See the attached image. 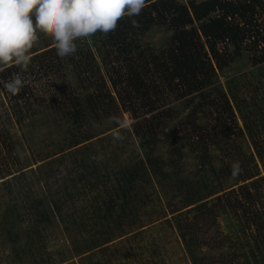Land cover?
<instances>
[{
	"label": "trees",
	"instance_id": "16d2710c",
	"mask_svg": "<svg viewBox=\"0 0 264 264\" xmlns=\"http://www.w3.org/2000/svg\"><path fill=\"white\" fill-rule=\"evenodd\" d=\"M133 19L138 21V26L133 25ZM156 26L168 32L161 46L142 41V37ZM43 38L41 46L28 52L29 59L25 64L0 66V80H7L15 73L23 79L14 93H9L0 84V89L9 94L8 101L16 122L24 121V110L33 113L31 107L35 102L37 106L47 102L45 96L32 97V88L24 84L25 76L35 71L37 76L51 74L52 78L60 79L58 83L51 78L43 89L50 93L48 109L58 108L56 100L61 109L66 108L68 146L90 137V134L82 136L80 130L88 118L99 120L101 115H112L118 117L117 125L122 119V111H128L135 119L132 129L140 142L137 150L127 156L125 166L117 171L108 166L102 169L95 159H81L64 175L54 173L49 167L54 187L51 184L47 189L53 197L46 200L25 195L28 214L43 213L53 219L57 216L55 221L64 224L66 230L73 229L78 234L90 232L95 236L92 243L98 246L110 241L115 229L116 234L121 235L124 226H133L136 219L140 220L137 183H144L148 170L166 174L165 166L177 177L185 146L191 153L195 152L204 165L211 163L209 153L213 147L221 149L223 143L236 149L240 141L236 146L232 141L247 136L257 156L263 159L264 0H147V6L139 16H124L115 31L108 34L97 32L90 38L79 39L77 52L63 58L56 54L51 37L45 41ZM242 54H249L248 60L255 73L228 79L225 91L215 83V77ZM97 57L110 86L100 71ZM173 100L177 102L174 107L170 105ZM183 109L187 111L181 115ZM236 116L242 126L237 123ZM0 137V150L6 148L7 152H12L11 135L5 132ZM161 143L170 152L168 159L155 152ZM224 153L228 155V152ZM239 169H242L240 165ZM256 174L249 169L243 180ZM17 178L13 175L14 184ZM191 184L183 203L188 206L198 202L188 208L194 214L185 218H180L179 214L173 225L193 264L203 263L195 254V248L200 245L197 232L201 231V219L214 223L222 211H239L242 231L246 233V229H250L256 246H261L256 248L261 252L264 248V201L251 192V186H241L239 192L223 191L215 195L214 202L209 205L203 199L215 192L208 190V194L195 197V191L200 189L194 186L197 184ZM98 185L101 193L97 190L98 194L92 196L93 190L99 189ZM81 193L90 194L93 199L91 213L82 214V218L75 217L67 208V201L75 202ZM190 194L194 197L188 198ZM18 207L25 209V205L18 204ZM8 215L13 221L23 213L10 204L4 216ZM189 218L193 220L191 223L187 221ZM41 223L35 220L32 239L37 235V238H43L37 230ZM246 235L238 240L241 246L248 243ZM223 241L217 242L218 246ZM263 257L264 254L252 250L248 261L264 262Z\"/></svg>",
	"mask_w": 264,
	"mask_h": 264
},
{
	"label": "rangeland",
	"instance_id": "374dc122",
	"mask_svg": "<svg viewBox=\"0 0 264 264\" xmlns=\"http://www.w3.org/2000/svg\"><path fill=\"white\" fill-rule=\"evenodd\" d=\"M167 36L168 32L156 26L142 37V41L161 46ZM42 38L45 41L49 40L50 36L38 29V36L28 52L31 48L41 46ZM248 57L249 54H242L223 73L218 71L215 83L220 84L227 91L228 79L237 76L244 78L243 74L253 75L255 72ZM96 59L107 85L110 86L100 58ZM51 78V74L41 77L34 71L25 76L24 84L32 88L31 92L34 93L32 97L45 96L48 102L50 93L45 92L43 88ZM254 79L256 81V78ZM52 80L60 83V79L53 77ZM8 100L9 94L0 89V134L8 132L12 137L9 141L14 145L12 152H7L5 147L4 151L0 150L2 171L0 174V264H193L185 243L173 225L179 214L180 218H185L186 215L191 217L194 214L188 208L198 202L188 206L183 203L187 198L186 195L190 193L187 189L190 183L197 184L194 186L200 189L195 191V197L208 194L206 193L208 190L215 192L212 196L203 199L209 205L214 202L215 195L223 191L239 192V187L246 184L251 186L252 193H256L261 201H264V155L263 159L257 156L247 136L232 141L234 146L240 141L236 149L223 143L221 149L213 147L209 153L211 163L204 165L200 163L196 153H191L185 146V155L179 163L177 177L174 173L173 175L170 173V167L165 166L166 174H157L148 170L144 183L142 181L137 183L136 189L141 202V206L137 205L140 220L136 219L133 226H124L121 235L116 234L115 229L114 237L110 241L96 246V243H92L95 236H91L90 232L78 234L73 229L66 230L64 224L55 221L57 216L53 219L43 213L28 214L29 206L25 195L46 200L53 197L47 189L48 185H53V174L49 173V167L54 173L60 172L64 175L80 163L81 159H95V163L98 162L102 169L108 166L109 169L117 171L125 166L127 156L139 147L140 140L132 129L135 119L128 111H122V119L117 125L119 119L112 115H101L99 120L88 118L87 123L80 130L82 136L90 134V137L81 139L82 141L76 145L68 146V122L64 115L66 108L61 109V105H58L59 100L55 101L58 108L52 110L48 109L47 102L41 106H37L35 102L31 107L32 110L30 109L33 111L32 114L23 111L25 119L21 124L16 122L12 105ZM170 105H177L176 100L171 101ZM186 111V109L181 110V115ZM237 123L242 126L239 117ZM1 139L0 137V141ZM155 152L163 158L170 157L169 150L165 149L162 143ZM224 152H228V155ZM50 154L52 155L47 157ZM237 162L242 169L234 171L233 165ZM249 169L257 174L243 180L245 171ZM3 173L6 175L4 176ZM13 175L18 176L16 184L13 182L15 181ZM72 175L74 176L73 172ZM20 186L22 189L19 188ZM29 186L33 188L30 189ZM98 187L99 189L93 190L92 196L98 194L97 190L101 193V187L99 185ZM10 188L12 191L9 190ZM91 195L81 193L80 198L75 202L67 201L69 212L81 218L82 214L89 215L90 203L93 200ZM194 196L190 194L188 198ZM10 204L23 213L20 218L13 220L15 222L9 219L10 215L4 216ZM18 204L25 205V209L18 207ZM35 220L42 222L37 228L38 234L43 236L42 239L37 238L38 235L32 239L33 230L36 229ZM187 221L191 223L193 220L189 218ZM210 221L201 219L199 224L201 231L197 232L200 245L195 248V254L202 258V264H255L254 261L252 263L248 261L251 251L264 254V248L261 252L257 249L261 246H256L250 229H246V233L242 231L239 211L237 213L222 211L214 223ZM244 235L248 237V243L241 246L238 240ZM220 240L224 241L218 246L217 242ZM257 258L261 260V257ZM256 264H264V262Z\"/></svg>",
	"mask_w": 264,
	"mask_h": 264
},
{
	"label": "clouds",
	"instance_id": "9594fccd",
	"mask_svg": "<svg viewBox=\"0 0 264 264\" xmlns=\"http://www.w3.org/2000/svg\"><path fill=\"white\" fill-rule=\"evenodd\" d=\"M146 6L147 0H0V66L25 64L38 29L51 37L63 58L77 52L79 39L115 31L121 18L139 16ZM22 83L19 73L0 80L9 93ZM233 168L239 169L238 162Z\"/></svg>",
	"mask_w": 264,
	"mask_h": 264
}]
</instances>
